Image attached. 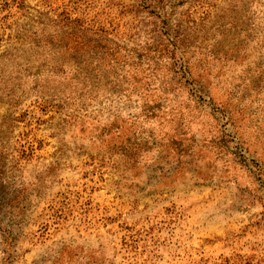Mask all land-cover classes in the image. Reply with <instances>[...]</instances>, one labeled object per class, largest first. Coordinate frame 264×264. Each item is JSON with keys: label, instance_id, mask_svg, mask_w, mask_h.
<instances>
[{"label": "rangeland", "instance_id": "rangeland-1", "mask_svg": "<svg viewBox=\"0 0 264 264\" xmlns=\"http://www.w3.org/2000/svg\"><path fill=\"white\" fill-rule=\"evenodd\" d=\"M0 264H264V0H0Z\"/></svg>", "mask_w": 264, "mask_h": 264}]
</instances>
